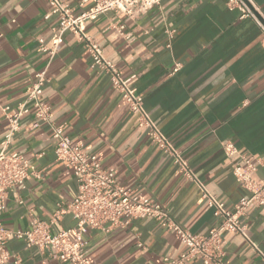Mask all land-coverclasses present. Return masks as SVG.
Wrapping results in <instances>:
<instances>
[{
    "label": "crops",
    "instance_id": "1",
    "mask_svg": "<svg viewBox=\"0 0 264 264\" xmlns=\"http://www.w3.org/2000/svg\"><path fill=\"white\" fill-rule=\"evenodd\" d=\"M63 1L76 14L93 6ZM227 1L162 0L136 18L107 11L88 20L86 32L123 77L137 75L135 86L154 121L207 189L234 209L250 195L233 172L236 164L247 166L243 156L254 167L253 178H264V26ZM254 3L264 17V0ZM49 10L46 0H0V142L9 132L3 108L13 113L46 69L43 97L72 142L96 154L104 167L116 168L118 182L141 201H158L181 226L207 234L217 221L200 187L159 149L109 75L91 69L85 44L68 32L55 55L39 49V39L50 44L59 24L57 16L45 17ZM168 30H175L171 40ZM34 122L33 113L21 118L9 150L24 154L36 173L10 190L2 222L8 230H25L59 212L56 232L74 224L66 203L78 192L77 177L57 157L51 129ZM223 141L233 142L239 154L227 156ZM241 222L264 252V208L251 204ZM86 238L94 264H161L186 250L165 221L152 218L110 231L90 229ZM7 247L20 257L17 264H73L15 237ZM223 248L229 264H264L240 235L224 233ZM186 264L204 263L195 257Z\"/></svg>",
    "mask_w": 264,
    "mask_h": 264
},
{
    "label": "built area",
    "instance_id": "2",
    "mask_svg": "<svg viewBox=\"0 0 264 264\" xmlns=\"http://www.w3.org/2000/svg\"><path fill=\"white\" fill-rule=\"evenodd\" d=\"M46 1L50 10L45 17L55 15L59 24L52 29L50 44L43 38L39 39V49L51 56L55 55L68 32L83 42L90 55L91 69L109 75L112 86L129 105L131 112L138 116L140 124L147 129L159 149L172 158L186 179L200 187L202 197L213 209L217 223L207 234L194 233L184 228L171 218L166 205L155 200L141 201L134 189L118 182L116 168L104 167L96 154L83 151L80 143L74 144L65 133L64 124L55 121L52 106L43 97L48 80L45 69L35 75L26 100L13 113H9V106L3 108L9 121V132L0 142V264H7L9 260L16 264L21 261L7 247L11 237L25 241L30 247L52 250V256L60 262L94 264L87 252L89 242L86 234L90 229L110 231L141 218L165 221L168 229L186 247L178 256L165 257L161 264H186L195 257L200 258L204 264H229L224 259L223 234L226 232L242 236L264 259V252L251 238L248 226L241 222V216L251 204L264 208V178H253L254 167L250 160L243 156L247 166H234L233 172L237 181L250 195L242 196L234 209H231L207 189L182 152L154 121L145 108L144 97L135 86L137 75L123 77L117 65L104 55L103 49L86 32V22L107 11H121L130 18H136L160 4L162 0H79L78 7L83 8L89 1H93V6L78 14L75 13V7L67 1ZM227 4L230 8L240 9L243 16L256 17L250 7L251 5L257 11L254 0H228ZM167 34L171 40L175 30H168ZM170 45L169 43L168 46ZM179 66L177 63L175 70ZM29 113H33L35 117L34 127L45 126L51 129L57 157L67 167L72 168L77 177L78 192L66 203V211L73 218L74 224L56 232L52 230V226L58 220L59 212L50 221L36 219L34 225L25 230H8L2 222L10 190L18 185L24 186L27 178L36 173L33 163L24 154L9 150L14 134L21 128V118ZM222 147L229 157L239 154L238 147L231 141H223Z\"/></svg>",
    "mask_w": 264,
    "mask_h": 264
},
{
    "label": "water",
    "instance_id": "3",
    "mask_svg": "<svg viewBox=\"0 0 264 264\" xmlns=\"http://www.w3.org/2000/svg\"><path fill=\"white\" fill-rule=\"evenodd\" d=\"M250 7L252 8L255 16L257 17V19L262 23V25L264 26V17L258 12L256 11L251 5Z\"/></svg>",
    "mask_w": 264,
    "mask_h": 264
}]
</instances>
